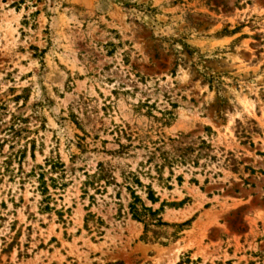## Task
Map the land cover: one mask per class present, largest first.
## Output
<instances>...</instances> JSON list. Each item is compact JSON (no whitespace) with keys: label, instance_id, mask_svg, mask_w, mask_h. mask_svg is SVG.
Returning a JSON list of instances; mask_svg holds the SVG:
<instances>
[{"label":"rangeland","instance_id":"374dc122","mask_svg":"<svg viewBox=\"0 0 264 264\" xmlns=\"http://www.w3.org/2000/svg\"><path fill=\"white\" fill-rule=\"evenodd\" d=\"M0 264H264V0H0Z\"/></svg>","mask_w":264,"mask_h":264},{"label":"trees","instance_id":"16d2710c","mask_svg":"<svg viewBox=\"0 0 264 264\" xmlns=\"http://www.w3.org/2000/svg\"><path fill=\"white\" fill-rule=\"evenodd\" d=\"M204 144V143H203ZM177 151V157H175V161H181L182 164L188 162V160H191L192 152H194V149L191 146L180 144L179 147L175 149ZM165 161L171 166V161H168V158L165 157ZM166 163H164L159 170L164 167ZM105 170L101 171V173L94 175L92 177H89L88 180L85 182V187H94L99 181L107 180V175ZM125 183L128 186L127 190L131 193V196L134 199V202L130 204V214L132 215V218L142 224L145 225V230L148 231V229L151 226L155 227H161V226H171L168 223H164L163 219L160 217L162 208L159 210L154 211L152 208H148L143 204L140 197L136 195V191L133 190L132 186L135 184L137 187L144 188V185L139 181V179L136 178L134 174H129L125 177ZM147 199L152 202L153 204H156L158 200L155 198L156 194L153 192L152 189H147ZM87 193V192H86ZM141 204V205H139ZM164 206V204H163ZM189 222L181 224V225H175L177 228H183L186 225H188Z\"/></svg>","mask_w":264,"mask_h":264}]
</instances>
